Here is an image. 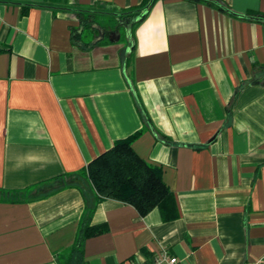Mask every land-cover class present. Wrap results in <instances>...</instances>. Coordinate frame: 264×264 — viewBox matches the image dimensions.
<instances>
[{"label": "crops", "instance_id": "0c3cea01", "mask_svg": "<svg viewBox=\"0 0 264 264\" xmlns=\"http://www.w3.org/2000/svg\"><path fill=\"white\" fill-rule=\"evenodd\" d=\"M0 0V264H57L93 194L63 174L113 139L160 165L176 215L101 197L82 264H264V0ZM103 41L70 40L77 13ZM64 178V181H63ZM73 178V177H72ZM84 195V196H83Z\"/></svg>", "mask_w": 264, "mask_h": 264}, {"label": "trees", "instance_id": "16d2710c", "mask_svg": "<svg viewBox=\"0 0 264 264\" xmlns=\"http://www.w3.org/2000/svg\"><path fill=\"white\" fill-rule=\"evenodd\" d=\"M145 1L127 16H137L136 21H138L143 15L140 13V7ZM76 15L77 23L69 29L72 42L85 48L103 41L107 26L104 21L106 19L90 11L78 12ZM141 130L142 128H139L128 135L113 139L107 148L89 159L82 168L63 174L64 177H69V183L79 188L81 194L83 187L74 183V176L82 177L93 194V199L85 204V210L77 223L71 242L55 253L57 264H82L84 239L106 230L104 223L88 221L92 206L101 197L130 204L139 215L155 207L162 219L175 217L174 197L161 178L160 165L144 160L131 147L132 140ZM23 191L24 189L0 188V198L3 195L19 196Z\"/></svg>", "mask_w": 264, "mask_h": 264}, {"label": "built area", "instance_id": "2783aa9c", "mask_svg": "<svg viewBox=\"0 0 264 264\" xmlns=\"http://www.w3.org/2000/svg\"><path fill=\"white\" fill-rule=\"evenodd\" d=\"M177 260L174 255L170 254L164 247L147 257L139 264H176Z\"/></svg>", "mask_w": 264, "mask_h": 264}]
</instances>
